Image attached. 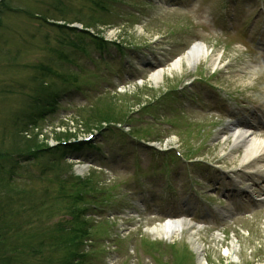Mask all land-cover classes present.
<instances>
[{
  "label": "rangeland",
  "instance_id": "1",
  "mask_svg": "<svg viewBox=\"0 0 264 264\" xmlns=\"http://www.w3.org/2000/svg\"><path fill=\"white\" fill-rule=\"evenodd\" d=\"M58 1L63 4L60 11L52 7ZM217 3L220 8L230 9L223 19ZM100 4L99 0H6L2 8L0 160L6 169L17 160L20 167L13 187L0 190V222L8 224V239L12 244L34 246L26 247L23 252L12 248L13 253H17L15 264H63L64 261L72 264L66 255L63 257L62 250L61 255H56L60 262L54 263L48 250L59 244L57 229L69 218L67 208L77 194L76 189L71 192L72 185L78 180L85 186L96 187L95 193L109 203L105 211H91L88 217V226H93L89 230L91 264H264V208L262 216L245 221L240 219L239 212L233 211L237 200L221 196L226 195L223 190L232 188L224 181L226 176L222 171H236L245 151L242 148L232 151L233 141L223 142L219 135L238 118L252 119L253 111L264 117V69L258 68L259 64L264 67V61H256L254 54L258 52L254 48L264 41V0H116L112 3V19L111 15L106 17L99 11ZM233 7L237 8L236 14ZM38 14L64 21L56 22L57 26L51 25L53 21L43 24L38 21ZM233 14L238 21L232 26L234 35L221 25ZM99 19L102 23L97 24ZM68 25L76 29L91 25V37L75 36L65 29ZM76 38L107 40L127 49L145 48L138 52L127 51L131 57L126 69L119 67L115 60L125 65L128 57L119 53L115 58L114 45L101 63L94 65L92 60L100 59L99 52L89 48L88 59L79 52ZM249 39L254 40L255 45ZM197 42L206 44L210 58L194 69L184 66L180 72H167L173 61ZM68 57L71 60L67 61ZM73 58L78 60L76 65ZM212 58H220L221 68H213ZM105 60L111 61L108 67L102 63ZM152 62L158 65L167 62L163 80L157 85L150 80L155 67V64L151 66ZM147 66L151 70L144 72ZM98 73L108 78L101 81ZM132 73L139 79L138 84L131 83ZM68 74H76L81 81L79 86L69 85ZM206 77L208 82L198 79ZM129 83V87L120 90L122 92H112L121 84ZM180 87L171 101L176 111L181 115L185 113L187 119L166 115L158 119L165 93ZM66 88L70 90L67 94L56 97L58 89ZM84 90L94 95L102 90L104 95L102 98L98 95L92 104L91 98H85ZM217 98L220 104L226 105L217 110H233L239 117L223 118L215 112ZM247 100L259 103L251 108L244 103ZM39 102L43 106L45 103L46 108L37 105ZM201 102L203 106H197ZM205 102L210 107H205ZM89 103L93 109L88 112ZM144 106L157 107L152 119L145 116L146 112L137 115ZM45 109L46 117L39 120L37 127L33 126L31 117ZM247 110L250 113L242 118ZM105 116L118 123L125 120L126 129L130 128L133 133L129 138L135 145L125 140L115 145L116 133L110 134L113 140L101 137L99 132L108 122L99 124V121ZM143 116L153 124L145 123ZM25 123L28 128L24 127ZM211 123L215 124L211 126ZM58 126L64 128L56 130ZM87 130L91 132L86 133ZM60 131L73 133L75 140L94 134L92 143L102 148L101 155L107 154L109 158L100 157L92 150L69 153L60 162L64 172L62 179L70 183H62L61 188L55 183L56 174L51 164L56 165L58 162L54 160L60 157L56 154L59 143L55 142V133ZM260 134L264 136V129ZM149 141L155 143L156 150L171 149L169 153L175 154H152L145 149L147 146L138 147ZM52 146L56 148L51 149ZM90 146L86 144L84 148ZM116 160L118 163L112 162ZM116 164L125 167L116 173ZM102 167L109 169L106 177L93 171H100ZM54 168L60 175L61 170ZM79 168L84 171L79 173ZM231 177L237 178L235 174ZM130 186L137 191H130ZM183 204H188L194 214L184 212ZM221 206L234 215L219 219L214 208ZM181 215L201 224L195 227L194 234L203 246V263L193 250L187 232L172 243L148 233L167 218ZM114 238L122 241L114 243ZM140 239L153 246H142ZM41 240L45 241L46 250L40 246ZM112 247L117 249L116 253ZM228 249L233 250V254L225 256Z\"/></svg>",
  "mask_w": 264,
  "mask_h": 264
},
{
  "label": "trees",
  "instance_id": "2",
  "mask_svg": "<svg viewBox=\"0 0 264 264\" xmlns=\"http://www.w3.org/2000/svg\"><path fill=\"white\" fill-rule=\"evenodd\" d=\"M6 1V0H5ZM3 1L0 4V27H1V17L3 15V10L2 8L4 7V2ZM102 2V4H100V10L101 11H105L106 9L108 10V8L106 7V5H109V3L112 0H99ZM58 4H55L52 6L53 8H55L56 10L60 11L62 8V3H60V1L57 2ZM98 4V3H97ZM102 5V6H101ZM97 8V7H96ZM98 9V8H97ZM38 21H41L44 23H48L49 21H53V23L51 25L53 26H57L56 22H62L64 20H56L55 18L51 17H42L41 14L37 15ZM45 18V19H44ZM92 28V26H86L84 27L82 32H78L77 29H73V28H69L65 26V29L71 33H73L75 36L77 37H91V34L89 31ZM77 39V38H76ZM80 42H79V41ZM85 39L84 40H80L77 39V47H79V50L81 49H85L83 44H85ZM103 42V41H101ZM83 43V44H82ZM88 44V43H87ZM90 45V44H88ZM99 45H103V43H99ZM98 45V46H99ZM40 117H36V119H39ZM114 119L113 118H109L108 116H105L101 119V121H99V124H101L103 122H108L111 123L113 122ZM64 128V127H63ZM57 132V131H56ZM91 131L87 130L86 133H89ZM56 134V138L55 142H58L59 144H62L64 142L70 141L71 139L75 138L76 136L71 133V132H63L61 133H55ZM47 144V143H46ZM44 144V146L46 145ZM47 146V145H46ZM17 165V163L15 164ZM2 166L1 160H0V167ZM3 169L0 171V173L2 174V171L6 170V166H2ZM18 167V166H16ZM15 167V169H16ZM58 169H60V166L57 167ZM10 173V175H8L9 177V181L8 184L10 185V183L12 182V179H14L13 175V169L10 168V170L5 171ZM2 176V175H1ZM0 182H3V180L1 179ZM76 187V186H75ZM72 201L70 202V216H71V220H67V223L64 225H60L59 229H57L60 232L59 238H58V246L53 247V250H62L63 251V257L64 255H66V258H68L70 260V262L72 264H85L88 263L90 261L89 255L88 253H86L85 247H86V242L89 240L90 238V232H89V226L87 221L85 220V214L87 213L86 209H80L77 208V204H79V202H86V196L83 193H80V196H78L77 198L75 196H73V198L71 199ZM88 210V209H87ZM6 225V223L4 222H0V264H15V259H16V254L13 253V251L11 250L12 248H14V251H20V249L23 248H29L30 249L32 247H34L32 244L28 243L29 246L23 245L20 246L19 244H12V241L10 239H8V229L9 226L8 224ZM20 241V240H18ZM40 246H46L45 241H41L40 242ZM24 251V250H23ZM66 251V253H65ZM12 253V254H10ZM54 258V263L57 262L59 263V259H56V254L51 255ZM51 257V259H52ZM65 260V259H64ZM63 260V261H64ZM46 261V260H45ZM53 261V259H52ZM52 263V262H51ZM62 264V262H61ZM63 264H66V262L64 261ZM70 264V263H67Z\"/></svg>",
  "mask_w": 264,
  "mask_h": 264
},
{
  "label": "bare ground",
  "instance_id": "3",
  "mask_svg": "<svg viewBox=\"0 0 264 264\" xmlns=\"http://www.w3.org/2000/svg\"><path fill=\"white\" fill-rule=\"evenodd\" d=\"M210 56L211 55L204 44H196L186 54L177 58L171 67L166 70L167 72H180L184 69V66H187L189 69H194V67L198 66L203 61H206ZM211 62L214 69L220 67V58H212ZM165 72L166 71L162 69L158 70L151 75L150 80L152 82L154 81V84L157 85L163 80ZM221 136L223 141H227L230 137L233 139L234 148L232 151L238 150L239 148L244 149L245 152L243 158H241L242 168L246 170H254L256 174H261L262 171L258 165L264 163V139L257 138L251 130L239 126L238 124L229 126L228 129L224 130ZM83 171V168L78 169L79 173H82ZM184 232L188 233L189 242L193 245V248L197 250L201 259L202 253L204 252L203 246L201 242L195 238V232L192 230V223L188 222V220L170 219L165 224H160L159 226H155L148 230L150 235L171 242L182 236V233ZM228 254L232 255L233 250L228 249L225 252V255ZM200 262L203 263L202 260H200Z\"/></svg>",
  "mask_w": 264,
  "mask_h": 264
}]
</instances>
